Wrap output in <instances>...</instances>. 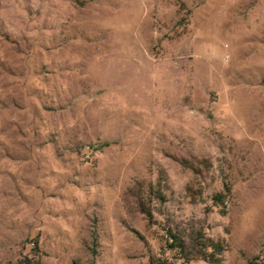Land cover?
Returning a JSON list of instances; mask_svg holds the SVG:
<instances>
[{"label":"rangeland","instance_id":"1","mask_svg":"<svg viewBox=\"0 0 264 264\" xmlns=\"http://www.w3.org/2000/svg\"><path fill=\"white\" fill-rule=\"evenodd\" d=\"M206 240L264 264V0H0V264Z\"/></svg>","mask_w":264,"mask_h":264},{"label":"trees","instance_id":"2","mask_svg":"<svg viewBox=\"0 0 264 264\" xmlns=\"http://www.w3.org/2000/svg\"><path fill=\"white\" fill-rule=\"evenodd\" d=\"M169 237L172 239L173 247L178 250L183 256L187 258V253L183 241L172 234L171 231H168ZM202 251H195V255H198L204 261L210 264H217L219 262V256L224 251L223 246L219 243H215L212 240H206L202 244Z\"/></svg>","mask_w":264,"mask_h":264}]
</instances>
